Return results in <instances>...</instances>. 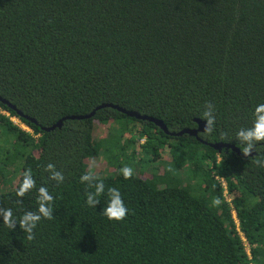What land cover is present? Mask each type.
I'll return each mask as SVG.
<instances>
[{
	"label": "trees",
	"instance_id": "1",
	"mask_svg": "<svg viewBox=\"0 0 264 264\" xmlns=\"http://www.w3.org/2000/svg\"><path fill=\"white\" fill-rule=\"evenodd\" d=\"M0 97L16 108L0 102V264H264V141L210 147L244 154L264 103V0H0ZM102 105L170 133L212 105L215 123L206 145ZM102 155L116 174L94 175ZM110 188L123 221L101 214ZM41 203L52 219L29 240L18 221Z\"/></svg>",
	"mask_w": 264,
	"mask_h": 264
},
{
	"label": "clouds",
	"instance_id": "2",
	"mask_svg": "<svg viewBox=\"0 0 264 264\" xmlns=\"http://www.w3.org/2000/svg\"><path fill=\"white\" fill-rule=\"evenodd\" d=\"M206 111L203 113L202 119L206 121L207 132L213 131V126L215 123V116L213 112L212 105L206 106ZM254 124L251 128H242L237 132V139L243 146L244 155H249L253 150H255L257 143L264 141V103L256 105L254 109ZM122 175L125 179L132 176V169L125 167L122 169ZM92 176L86 175L83 180L87 181L92 179ZM32 187V181L30 178H25L23 184L20 187V191L17 193L23 196L24 193ZM41 195L43 201L49 202L51 204L52 197L49 196L46 191L41 189ZM104 196V185L102 183L96 185L95 194L87 196V205L91 208H96L99 203H101V197ZM107 205L104 206L102 215H104L110 221H123L127 214L128 208L126 207L121 193L116 189H109ZM216 204L219 201H215ZM53 208L51 206L45 207L44 203H41L39 207V214H25L19 221V227L25 234V236L31 240L33 238V232L37 228L38 224L42 219H52ZM3 219L5 224L9 229H15L17 221L13 218L12 212L5 211L3 213Z\"/></svg>",
	"mask_w": 264,
	"mask_h": 264
},
{
	"label": "water",
	"instance_id": "3",
	"mask_svg": "<svg viewBox=\"0 0 264 264\" xmlns=\"http://www.w3.org/2000/svg\"><path fill=\"white\" fill-rule=\"evenodd\" d=\"M0 102H2L3 104L7 105L11 109L16 110L15 107H13L12 105H10L7 101H5L4 99H2L1 97H0ZM104 108H113V109H116L119 112H121L122 114H125L126 116H128L130 118H134L136 120L152 122V123H154L156 126H158L159 128H161L165 133H167L170 136H173V137H182L184 135H188V136H191V137H195L198 141H200L201 143H204V144L207 145V143L202 142L201 139L199 138V134L200 133H204L205 132V129H206V123H204V122H202L200 120H197L198 129H196V130H184V131H181L180 133H170L168 131L167 127L161 121L152 119V118L147 117V116H141L138 113L129 112V111H126L124 109H121V108H118V107L112 106V105H102L97 110H101V109H104ZM18 113L20 115H22L20 112H18ZM95 114H96V111H94L92 114H90L88 116H84V117H71V118L63 119V120L59 121L53 127L49 128V129H46V131L47 132H51V131H54L57 128H59V129L62 128L64 121H68V120H87V119L93 118L95 116ZM210 147H212L213 149H215V150H217L219 152H221L223 149H230V150L236 152L239 156H241L243 158H248V157H251V156L254 155V152L253 151L249 155H244L235 146L229 145V144H225V143L211 144Z\"/></svg>",
	"mask_w": 264,
	"mask_h": 264
},
{
	"label": "rangeland",
	"instance_id": "4",
	"mask_svg": "<svg viewBox=\"0 0 264 264\" xmlns=\"http://www.w3.org/2000/svg\"><path fill=\"white\" fill-rule=\"evenodd\" d=\"M0 112L3 114V115H6V116H9L8 113L6 112H3L1 109H0ZM12 121L19 127H21L23 130L25 131H28L31 133V130H29L27 127H25L18 119L16 118H12ZM110 131V129H98L96 130L95 132V138L99 140V138L103 135H110L108 132ZM113 132V131H111ZM160 165V164H158ZM89 166H90V169L93 170V173L94 175L96 176H108V175H114L116 174V170L111 168L106 160V158L104 157V155L100 156V158L98 159H94L92 160V162L89 163ZM139 168L140 166H137L136 169H134V172H136L137 174L140 173L139 171ZM228 199H231V198H228ZM247 247V252H250V249L248 247V245H246Z\"/></svg>",
	"mask_w": 264,
	"mask_h": 264
},
{
	"label": "built area",
	"instance_id": "5",
	"mask_svg": "<svg viewBox=\"0 0 264 264\" xmlns=\"http://www.w3.org/2000/svg\"><path fill=\"white\" fill-rule=\"evenodd\" d=\"M223 184L225 185V183L223 182Z\"/></svg>",
	"mask_w": 264,
	"mask_h": 264
}]
</instances>
